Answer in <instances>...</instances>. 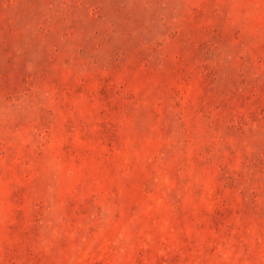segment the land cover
<instances>
[{"label": "rangeland", "instance_id": "obj_1", "mask_svg": "<svg viewBox=\"0 0 264 264\" xmlns=\"http://www.w3.org/2000/svg\"><path fill=\"white\" fill-rule=\"evenodd\" d=\"M0 264H264V0H0Z\"/></svg>", "mask_w": 264, "mask_h": 264}]
</instances>
